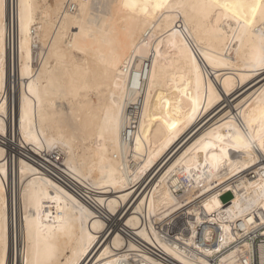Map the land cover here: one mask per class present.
I'll return each mask as SVG.
<instances>
[{
	"label": "bare ground",
	"instance_id": "1",
	"mask_svg": "<svg viewBox=\"0 0 264 264\" xmlns=\"http://www.w3.org/2000/svg\"><path fill=\"white\" fill-rule=\"evenodd\" d=\"M246 2L0 0V264H264Z\"/></svg>",
	"mask_w": 264,
	"mask_h": 264
},
{
	"label": "snow or ice",
	"instance_id": "2",
	"mask_svg": "<svg viewBox=\"0 0 264 264\" xmlns=\"http://www.w3.org/2000/svg\"><path fill=\"white\" fill-rule=\"evenodd\" d=\"M125 7H131L133 5L125 4ZM163 5L157 4V7H161ZM205 7H208L209 5H204ZM216 8H224L231 12V18L236 20V23L241 28H244L246 26L251 25V21L248 19V10L251 9V14L253 18L255 17L256 12V6L249 5L246 0H232L230 3H219V0H212V5ZM260 40V50L259 54L253 57V70H256L257 68L259 71L264 74V32L260 33L259 36ZM261 97L264 98V91L260 93ZM175 127V125H173ZM261 127L264 128V119L261 120ZM245 137H247V134H245ZM259 139V148L261 150H264V135H261L259 137H251L247 138V143L244 142V140H241L240 142L243 144L245 148H247L249 151H252V149L255 147V140ZM262 162H264V156H261ZM262 216H264V212L261 213Z\"/></svg>",
	"mask_w": 264,
	"mask_h": 264
},
{
	"label": "built area",
	"instance_id": "3",
	"mask_svg": "<svg viewBox=\"0 0 264 264\" xmlns=\"http://www.w3.org/2000/svg\"><path fill=\"white\" fill-rule=\"evenodd\" d=\"M255 235H256V233H251V234L247 235L248 237L246 236V239L253 242L251 239V236H255ZM256 237L257 238L255 240L258 243L264 242V236H261V235L259 236V233H258L256 235ZM198 239L201 240V242L203 241V233H201L200 238L198 237ZM206 245H207L206 247H213V246L217 245V243L216 242H207ZM245 255H249L250 260H251V264H259V252H258V250H255V251L253 250L251 253L245 254ZM245 255L242 256V254H240V256H239L240 260H242L244 264H246V259H247Z\"/></svg>",
	"mask_w": 264,
	"mask_h": 264
},
{
	"label": "rangeland",
	"instance_id": "4",
	"mask_svg": "<svg viewBox=\"0 0 264 264\" xmlns=\"http://www.w3.org/2000/svg\"><path fill=\"white\" fill-rule=\"evenodd\" d=\"M231 199V195H227V196H225L224 198H223V201H228V200H230Z\"/></svg>",
	"mask_w": 264,
	"mask_h": 264
}]
</instances>
